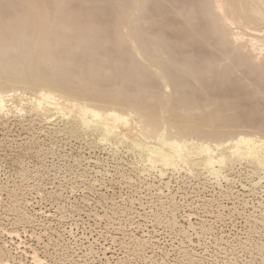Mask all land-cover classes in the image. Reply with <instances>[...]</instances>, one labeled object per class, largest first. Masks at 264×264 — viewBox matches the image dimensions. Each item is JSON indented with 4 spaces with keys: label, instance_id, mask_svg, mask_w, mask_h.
I'll return each instance as SVG.
<instances>
[{
    "label": "bare ground",
    "instance_id": "6f19581e",
    "mask_svg": "<svg viewBox=\"0 0 264 264\" xmlns=\"http://www.w3.org/2000/svg\"><path fill=\"white\" fill-rule=\"evenodd\" d=\"M0 110L68 120L162 182L221 184L241 165L264 192V0H0ZM217 232L204 255L228 252Z\"/></svg>",
    "mask_w": 264,
    "mask_h": 264
},
{
    "label": "rangeland",
    "instance_id": "374dc122",
    "mask_svg": "<svg viewBox=\"0 0 264 264\" xmlns=\"http://www.w3.org/2000/svg\"><path fill=\"white\" fill-rule=\"evenodd\" d=\"M36 117L0 110V254L10 264H34L33 251L44 264H264V192L250 189L251 169L238 165L221 184L185 172L162 182L135 170L134 154ZM221 230L228 252L204 255L199 240Z\"/></svg>",
    "mask_w": 264,
    "mask_h": 264
}]
</instances>
